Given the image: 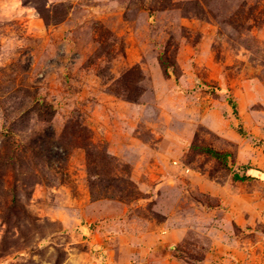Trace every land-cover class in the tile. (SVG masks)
Here are the masks:
<instances>
[{"label":"rangeland","instance_id":"rangeland-1","mask_svg":"<svg viewBox=\"0 0 264 264\" xmlns=\"http://www.w3.org/2000/svg\"><path fill=\"white\" fill-rule=\"evenodd\" d=\"M0 264H264V0H0Z\"/></svg>","mask_w":264,"mask_h":264},{"label":"trees","instance_id":"trees-1","mask_svg":"<svg viewBox=\"0 0 264 264\" xmlns=\"http://www.w3.org/2000/svg\"><path fill=\"white\" fill-rule=\"evenodd\" d=\"M229 101H230V104L232 105V107H233V109H234V112L235 113H238V105H237V102L231 97L230 99H229ZM238 132L240 133V134H246L245 133V129H244V127H239L238 129ZM210 154H212L214 157H216V158H220V156H222L221 155V152L220 151H218V150H216V149H214V148H211V147H209L208 149H206ZM236 178H239V179H242V180H245V179H247L248 178V175H244V176H239V175H236Z\"/></svg>","mask_w":264,"mask_h":264},{"label":"bare ground","instance_id":"bare-ground-1","mask_svg":"<svg viewBox=\"0 0 264 264\" xmlns=\"http://www.w3.org/2000/svg\"><path fill=\"white\" fill-rule=\"evenodd\" d=\"M87 229V228H86Z\"/></svg>","mask_w":264,"mask_h":264}]
</instances>
